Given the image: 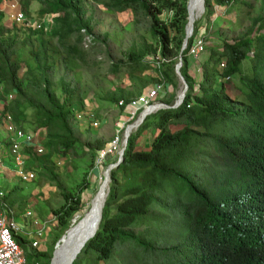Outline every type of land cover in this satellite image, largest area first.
Segmentation results:
<instances>
[{
	"label": "trees",
	"instance_id": "trees-1",
	"mask_svg": "<svg viewBox=\"0 0 264 264\" xmlns=\"http://www.w3.org/2000/svg\"><path fill=\"white\" fill-rule=\"evenodd\" d=\"M6 1L11 0H0V6ZM94 1L107 12H129L136 22H149V42L143 40L137 50L129 51L126 67L111 66L109 75H128L129 89L115 88L105 99L108 103L118 107L120 101L128 103L140 96L150 82L137 76L139 72L152 71V83L161 78L175 87L173 59L178 56L188 91L179 109L158 112L150 121L147 118L129 137L122 163L109 173L108 197L96 235L72 264H109L119 255L125 264H264V15L253 19L241 38L210 48L196 83L189 75L187 51L180 55L187 25L186 0ZM249 1L256 0H205L204 10L211 16L212 7L250 8ZM83 2L18 0L29 18L33 4L38 17L56 15L49 35L7 27L0 10V101L12 96L3 113L30 134L43 133L45 155L25 153L38 177L55 187L62 201L52 211L58 230L44 254L47 264L71 221L85 214H81V195L88 183L68 192L53 161L68 160L69 154L77 157L80 146L71 120L84 108L79 102L81 92L78 83L66 81L59 70H71L70 64L78 69L89 65L79 35L82 29L92 31ZM191 44L188 39L187 47ZM157 56L168 63L159 69L145 63V58ZM247 59L244 73L242 64ZM234 76L239 87L232 99L222 81ZM153 127L157 133L148 149L136 151L138 136ZM104 146L94 141L84 147L94 161ZM20 194L15 187L4 201L20 211L24 208ZM136 229L142 231L135 233Z\"/></svg>",
	"mask_w": 264,
	"mask_h": 264
},
{
	"label": "rangeland",
	"instance_id": "rangeland-1",
	"mask_svg": "<svg viewBox=\"0 0 264 264\" xmlns=\"http://www.w3.org/2000/svg\"><path fill=\"white\" fill-rule=\"evenodd\" d=\"M186 2L191 4V0L190 2L186 0ZM248 3L251 5L250 8L243 5H232L228 9L222 10L217 6V8L212 7L210 8L212 11L211 16H207L205 14L206 11L203 9L202 15H199L201 18L198 17L195 21L197 27L202 26L205 29L206 49L205 53L200 57L201 64L208 58L210 48L218 47L222 42L231 44L236 39L241 38L247 33L252 20L259 15H264V0L249 1ZM82 7L86 11L85 17L91 21V35L95 39L91 46H81L87 53L89 65L78 69L77 66L70 64L67 65V68L71 70L75 69L76 71L60 69L59 75L64 76V79L68 82L78 83L81 92L79 102L83 103L84 106L85 102L87 103L88 109L92 112L93 119L98 122L99 126L93 128L88 121L80 122L77 119L71 120L73 131L80 142V146L76 150L77 157L74 154H69L68 160L53 158L56 165V172L61 175V182L68 192H74L82 183H88V189L81 195L83 207L81 214L87 211L92 197L97 192L103 172L107 170L111 163L115 164L117 162L115 155L113 158L107 159L103 165L97 167L95 159H93L94 161L91 160L90 155H87V147H84L94 141H99L105 146L109 144L118 132L120 122L123 119L121 110L108 103L105 99L117 87L126 86V89H129L128 75L126 73L116 76L109 75L110 68L112 65L119 63L122 64L121 66L126 67V57L129 51L132 49L137 50L143 40H147L148 42L150 40L148 34L149 22L147 19H137L138 22H136L134 20L135 18L129 12L120 15L107 12L98 6L94 0H84ZM5 12L4 24L10 27L13 25V21L8 14H15L17 10L11 9L9 4ZM35 13L36 11H32L29 13V16L33 19L38 17ZM146 60L155 62L152 57H147ZM248 60L242 64V71L244 73L247 71L249 65ZM173 62H176V58L173 59ZM22 73L23 71H20L19 75L21 76ZM136 75L150 82L149 87L156 83H152V81H155V73L152 71L146 73L139 72ZM201 75L202 68L201 71L194 73V76L198 78L197 83L200 82ZM222 82L226 85V94L234 99L235 95H237L235 87H239L238 77L234 76L230 81L225 80ZM219 83L221 84V81ZM173 89V96H175L180 90V85L177 80L176 86ZM152 117L149 118V121L153 119ZM172 130H177V128H172ZM39 133H41V137L43 138V133ZM156 133L157 130L154 127L143 131L137 138L136 151L147 150L150 141ZM119 135H123V130L120 131ZM30 165H33L32 162H30ZM14 180L16 184H19L17 178ZM44 187L46 185L38 176H36V180L32 183H22L17 186L21 191L20 195L25 197L26 205L31 206V212L37 210L39 206L42 208L49 206L51 210H54L62 204L59 192L52 186H50L51 190L49 193L45 192L46 196L48 195L47 200L45 202L40 201L38 197L43 195L38 193L36 189L38 188L39 190ZM32 195L37 200L34 206L32 200L27 201V198ZM141 231L142 229L134 230L135 233ZM57 242L53 249H55ZM125 263L127 261L123 259L122 255H119L114 262L109 264ZM41 264H47L46 260L43 259Z\"/></svg>",
	"mask_w": 264,
	"mask_h": 264
},
{
	"label": "built area",
	"instance_id": "built-area-1",
	"mask_svg": "<svg viewBox=\"0 0 264 264\" xmlns=\"http://www.w3.org/2000/svg\"><path fill=\"white\" fill-rule=\"evenodd\" d=\"M55 17L56 15H51L32 21L25 17L20 11L11 16L15 25L30 28L46 35H49L53 29V19ZM199 18H201V16ZM79 35L81 37L82 47H89L93 44V36L91 33H87L85 29H82ZM189 39H192L191 46L188 48L186 44L184 48L181 47L180 55L183 51H187L188 68L192 69V73L190 74H194L201 71L200 57L205 53L206 49L205 29L202 26L197 27L196 24L194 27L193 24ZM152 59H154L155 62L147 61L145 58V63L154 65L156 69H159L164 63H168V60L160 59L158 56L152 57ZM181 67V56H178L173 70L176 80L180 85V90L175 96H173V86L166 84V82L162 81L160 78L153 86L146 88L140 96L130 99L128 103H124L123 101L118 103V108H122L121 112L123 114V119L120 122V128L113 140L97 153L95 158L97 167L103 165L107 159L109 160L115 155L116 160L119 161L122 150L126 148L127 137L136 133L147 118L161 111L177 110L184 104V98L188 91V87L185 81L180 77L179 73ZM223 67L224 65L222 64L221 68ZM197 89L196 85L193 91L196 92ZM11 99L12 96H9L6 100L0 101V130L3 131L6 141L8 142L6 149L12 159V168L16 178L21 182H30L35 179V173L27 170L25 150L30 151L37 157L44 156L46 151L42 147L43 139L40 138L39 134L33 135L30 134L27 129L17 127L11 116L8 113H3V107L7 105ZM187 108H189V106H187ZM74 115L75 119L80 122L88 121L93 128L99 126L98 122L93 119L92 112L88 109L87 103H85L81 111L75 112ZM121 130H123V135H119ZM3 151L4 145L3 142L0 141V161L4 154ZM113 166L114 164L112 163L109 165V167ZM4 197L3 191H0V264H39L38 262L28 261L23 249L16 242L15 236L19 231V227L13 217L11 208L4 201ZM58 245L59 243L57 242L55 248H57ZM36 246V243L32 244V248H36Z\"/></svg>",
	"mask_w": 264,
	"mask_h": 264
},
{
	"label": "crops",
	"instance_id": "crops-1",
	"mask_svg": "<svg viewBox=\"0 0 264 264\" xmlns=\"http://www.w3.org/2000/svg\"><path fill=\"white\" fill-rule=\"evenodd\" d=\"M14 1L17 2L16 0ZM13 3L14 2L12 1L4 2L1 5V9L5 12V10L8 9V5ZM35 5L36 4L32 5L31 7L32 11L37 10V5L36 7ZM220 10L222 9L220 8ZM190 73H192V69H189V75L197 83L198 78L195 77L194 74H190ZM123 88H126V86H124ZM38 134L40 138H42L41 133ZM0 141L3 142L4 145V151H3L4 154L0 161V191H3L5 197H7V195L13 190V188L15 187L17 188L19 184L22 183L29 184L34 182L38 174L34 168L33 162L29 159V156L25 153L27 170L35 173V179L30 182H21L18 180L19 184H16V181L14 180L16 179V176L12 168V159L6 149V146H8V142L6 141L5 135L2 130H0ZM30 162H32L33 165H30ZM50 186L51 185H46V187H44L43 189H39L40 191L38 190V188L36 189L38 193H41L43 195V196L40 195L38 197L40 201L45 202L47 200L48 195L46 196L45 192L49 193V191L51 190ZM30 200L34 202L33 206L37 202V200L33 197V195L27 198V201ZM23 201H24V208L22 210L19 211L16 208L14 209L11 208L13 217L16 220L19 227V231L17 232L15 239L20 244V247L23 249L28 261L38 262L39 264H41V261L44 259V254H46L50 249V246L53 241L54 233H56L58 230L57 222L52 214L53 210H51L49 206L45 208L39 206L37 210L31 212L30 210L31 206L29 207L26 205L25 197ZM33 243L37 244L36 248H32Z\"/></svg>",
	"mask_w": 264,
	"mask_h": 264
},
{
	"label": "bare ground",
	"instance_id": "bare-ground-1",
	"mask_svg": "<svg viewBox=\"0 0 264 264\" xmlns=\"http://www.w3.org/2000/svg\"><path fill=\"white\" fill-rule=\"evenodd\" d=\"M205 0H191L188 16V30L190 33V26L193 27L194 22L203 13ZM106 170L103 172L97 192L92 197L89 207L83 217L76 216L75 220L70 225L64 238L59 243L52 264H71L80 254L84 245L96 233L101 213L108 197L110 177Z\"/></svg>",
	"mask_w": 264,
	"mask_h": 264
},
{
	"label": "water",
	"instance_id": "water-1",
	"mask_svg": "<svg viewBox=\"0 0 264 264\" xmlns=\"http://www.w3.org/2000/svg\"><path fill=\"white\" fill-rule=\"evenodd\" d=\"M186 9H187V20H188V14H189V9H188V2H187V4H186ZM191 30H192V27L190 26V33H188L189 32V30H188V23H187V25H186V28H185V37H184V40H183V44H182V48H184L185 46H186V44H187V42H188V39L190 38V34H191ZM180 74V73H179ZM180 77H181V79L183 80V78H182V76L180 75ZM184 81V80H183ZM128 138L129 137H127V140L126 141H128ZM124 151H125V149H123L122 150V154L120 155L121 157H120V160L119 161H117L115 164H114V166L113 167H109V168H107V170H106V173H108V172H111L113 169H116L121 163H122V161H123V153H124ZM76 218V217H75ZM75 218L71 221V224H72V222L75 220ZM100 221H101V218H100ZM67 233V231L64 233V234H66ZM96 235V233L94 234V236ZM93 236V237H94ZM93 237L91 238V239H93ZM64 238V235L59 239V241H58V243H60L61 241H62V239ZM91 239L87 242V243H89L90 241H91ZM86 243V244H87ZM85 244V245H86ZM85 245H84V247L82 248V250L83 249H85ZM81 250V251H82ZM56 252V248L54 249V251H53V253H52V258H51V261H50V264H52V262H53V258H54V253ZM73 263V262H72ZM71 263V264H72Z\"/></svg>",
	"mask_w": 264,
	"mask_h": 264
},
{
	"label": "clouds",
	"instance_id": "clouds-1",
	"mask_svg": "<svg viewBox=\"0 0 264 264\" xmlns=\"http://www.w3.org/2000/svg\"><path fill=\"white\" fill-rule=\"evenodd\" d=\"M12 2H14L13 4H10V8L11 9H15V10H17V12L18 11H20L21 13H22V11L20 10V7H19V4H18V0H16L17 2H15L14 0H11ZM6 2H8V1H6ZM4 3V2H3ZM2 3V4H3ZM1 4V5H2ZM0 10L5 14V16H6V12H4L2 9H1V6H0ZM16 12V13H17ZM15 13V14H16ZM15 14H8V16L11 18V16H13V15H15ZM23 14V13H22ZM24 15V14H23ZM25 16V15H24ZM46 16H51V15H46ZM46 16H42V17H36V18H29V17H27V16H25V17H27L28 19H30V20H32V21H35V20H39V19H42V18H44V17H46ZM11 20H12V18H11ZM13 21V20H12ZM13 25H15V23L13 22L12 23ZM15 26H17V25H15ZM17 27H20V26H17ZM22 28H25V27H22Z\"/></svg>",
	"mask_w": 264,
	"mask_h": 264
}]
</instances>
